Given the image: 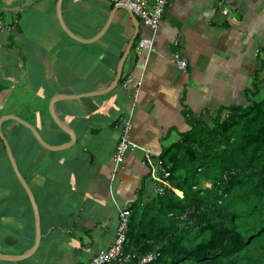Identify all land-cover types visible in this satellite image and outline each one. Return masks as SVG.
<instances>
[{"label": "crops", "instance_id": "crops-1", "mask_svg": "<svg viewBox=\"0 0 264 264\" xmlns=\"http://www.w3.org/2000/svg\"><path fill=\"white\" fill-rule=\"evenodd\" d=\"M59 1L82 42L61 29ZM0 22V132L36 201L41 230L31 258L0 264L88 263L112 244L119 209L169 185L160 157L189 131V119L209 123L264 95V0H169L156 31L109 0H0ZM143 40H152V51L137 52ZM174 53L186 61L184 71L173 65ZM53 99L73 142L50 117ZM128 116L136 149L112 178L118 122ZM13 117L63 148L40 147ZM15 179L0 139V254L12 256L33 245L26 193Z\"/></svg>", "mask_w": 264, "mask_h": 264}, {"label": "trees", "instance_id": "trees-1", "mask_svg": "<svg viewBox=\"0 0 264 264\" xmlns=\"http://www.w3.org/2000/svg\"><path fill=\"white\" fill-rule=\"evenodd\" d=\"M188 122L189 131L160 157L169 185L126 209L124 252L155 254L147 264H264V95L209 123ZM23 198L32 245L33 215Z\"/></svg>", "mask_w": 264, "mask_h": 264}, {"label": "built area", "instance_id": "built-area-1", "mask_svg": "<svg viewBox=\"0 0 264 264\" xmlns=\"http://www.w3.org/2000/svg\"><path fill=\"white\" fill-rule=\"evenodd\" d=\"M115 6H124L126 7L136 18H138L143 25L149 28L152 31H156L159 23L162 19L164 10L168 4L169 0H151L152 5L149 7L148 2L150 0H109ZM226 15V10L222 12ZM4 27L0 22V31ZM153 47L152 40H143L140 42L137 47V52L145 49L150 51ZM173 65L181 71L186 69L187 63L185 60L180 58L178 53L173 54L172 58ZM131 81L130 78L124 83L123 87H126L127 84ZM137 97V93L134 94V98ZM119 130V138L116 146L115 155L113 158V167L111 170L112 178L117 175L120 165L124 161L126 155L132 150L136 149V145L132 142L130 138V131L132 129L131 118H122L118 122L117 126ZM167 179V178H166ZM161 188H155V192L160 195ZM130 213L126 209H119L117 214V228L115 231V236L112 244L103 251H100L96 254L90 261L89 264H129L134 258L135 255L132 253L124 252L125 243H126V233L127 226L129 223ZM151 256H148L142 262L150 261Z\"/></svg>", "mask_w": 264, "mask_h": 264}, {"label": "water", "instance_id": "water-1", "mask_svg": "<svg viewBox=\"0 0 264 264\" xmlns=\"http://www.w3.org/2000/svg\"><path fill=\"white\" fill-rule=\"evenodd\" d=\"M59 5V6H58ZM58 5L56 7V15H57V20L58 23L61 27V29L63 30V32L65 34H67L70 38H72L73 40H76L78 42H82V40L78 39L77 37H75L71 31L67 28V26L65 25L63 19H62V15L60 12V1L58 2ZM132 44V41H131ZM130 44V45H131ZM130 48V46H129ZM128 48V50H129ZM127 50V51H128ZM121 66L122 63H120V66L118 67L117 70V75H116V79L115 82L113 84V86H115L117 84V82L119 81L120 77H121ZM56 99V98H55ZM55 99L52 100V102L49 104V114L50 117L53 121V123L55 124V126L60 129L62 132H64L65 134H67L70 138L71 141H74V135L73 133L60 121V119L58 118V116H56L55 112H54V108L53 105L55 103ZM12 120H15L16 122H18L20 125L24 126L27 130L30 131V133L32 134L33 138L38 142V144L40 145V147L47 149V150H57V149H62L63 147L61 146H57V147H52L50 145H48L47 143H45L43 141V139L41 138V136L39 135V133L35 130L34 127L28 125L27 123L23 122L22 120H19L15 117L11 118ZM0 139L3 142L4 148H5V152L8 158V161L10 163L11 166V170L16 178V180L19 182V184L21 185V187L24 189L27 199L29 201L31 210H32V214H33V222H34V243L32 245V247L24 254L22 255H18V256H12V255H7V254H0V262H20V261H24L26 259L31 258L35 252L37 251L40 241H41V230H40V215H39V210L38 207L35 203L34 197L32 195V192L30 191L27 183L25 182V180L23 179V177L21 176L16 162L14 160V157L11 153L10 147L7 143V141L5 140L4 136L2 135V133L0 132ZM67 145H71V143L67 144Z\"/></svg>", "mask_w": 264, "mask_h": 264}, {"label": "bare ground", "instance_id": "bare-ground-1", "mask_svg": "<svg viewBox=\"0 0 264 264\" xmlns=\"http://www.w3.org/2000/svg\"><path fill=\"white\" fill-rule=\"evenodd\" d=\"M139 44H140V42L138 43V45H137V47L139 46ZM137 47H136V50H137ZM142 50H145V49H142ZM147 51V50H146ZM150 51H152V49L150 50ZM149 52V51H148ZM129 84V83H128ZM128 84H127V86L126 87H122V89H127V87H128ZM22 255V254H21ZM148 256H151V260L150 261H146V262H142L144 259H146ZM155 258V254H148V255H146L144 258H137L136 256H135V260H137V264H147V263H149V262H151L153 259ZM133 259V260H134ZM130 264V263H129Z\"/></svg>", "mask_w": 264, "mask_h": 264}, {"label": "clouds", "instance_id": "clouds-1", "mask_svg": "<svg viewBox=\"0 0 264 264\" xmlns=\"http://www.w3.org/2000/svg\"><path fill=\"white\" fill-rule=\"evenodd\" d=\"M113 5H114V4H113ZM133 16H134V15H133ZM134 17H135V16H134ZM135 18H136V17H135ZM137 19H138V18H137ZM138 20H139V19H138ZM139 21H140V20H139ZM140 22H141V21H140ZM141 23H142V22H141ZM142 24H143V23H142ZM133 98H134V96H133ZM136 98H137V97H136ZM136 98H134V100H135ZM113 240H114V239H113ZM97 254H98V253H97ZM94 256H95V255H94ZM94 256H93V257H94ZM93 257H92V258H93ZM92 258H91V259H92ZM91 259L89 260L88 263H90Z\"/></svg>", "mask_w": 264, "mask_h": 264}, {"label": "rangeland", "instance_id": "rangeland-1", "mask_svg": "<svg viewBox=\"0 0 264 264\" xmlns=\"http://www.w3.org/2000/svg\"><path fill=\"white\" fill-rule=\"evenodd\" d=\"M26 253V252H25ZM38 254H39V252H38Z\"/></svg>", "mask_w": 264, "mask_h": 264}]
</instances>
